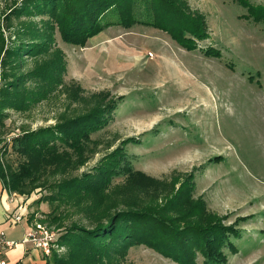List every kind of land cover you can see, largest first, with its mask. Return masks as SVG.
Here are the masks:
<instances>
[{
	"label": "rangeland",
	"instance_id": "obj_1",
	"mask_svg": "<svg viewBox=\"0 0 264 264\" xmlns=\"http://www.w3.org/2000/svg\"><path fill=\"white\" fill-rule=\"evenodd\" d=\"M183 1L202 17L208 34L195 51L140 25L111 26L85 47L69 45L48 15L20 14L24 0H0L5 180L28 163L14 153L15 138L117 103L107 124L90 134L81 165L74 157L62 161L59 171L54 164L45 167L24 195L0 177L10 198L28 203L27 219L7 225L5 211L16 205L0 200V234L8 238L10 230L20 241L27 223L38 224L52 234L51 253L61 256L66 248L58 240L72 223L131 210L176 228L233 227L238 236L230 238L233 248H224L219 264H264V26L243 19L246 11L237 0ZM207 47L221 57L205 56ZM107 164L117 174L99 192L62 195L64 183ZM55 211L59 220L51 225ZM116 261L177 264L143 245ZM196 261L205 262L199 254Z\"/></svg>",
	"mask_w": 264,
	"mask_h": 264
},
{
	"label": "trees",
	"instance_id": "obj_2",
	"mask_svg": "<svg viewBox=\"0 0 264 264\" xmlns=\"http://www.w3.org/2000/svg\"><path fill=\"white\" fill-rule=\"evenodd\" d=\"M237 2L246 11L241 16L243 19L264 26V0L261 4L250 0ZM34 12L37 16L50 17L62 42L81 48L89 39L111 26L156 28L168 34L186 51H195L197 43L208 38L202 17L190 13L183 0H24V5L17 10L20 14ZM203 53L207 57H221L220 51L212 47H207ZM116 107V101L106 102L102 108H94L85 116L53 128L25 132L15 138L14 153L28 163H22L9 180H5L0 170L4 185L22 195L29 194L36 187V181L45 167L54 164L59 171L57 166L62 161L74 157L81 165L86 160L83 157L88 150L90 134L107 124L106 117L112 118ZM3 109L0 100V122L6 116ZM112 165H104L95 174L85 175L83 179L66 181L62 195L67 196L69 191L99 192L116 173ZM122 169L128 171V166ZM87 219L86 224L75 222L64 229L58 245L66 248L65 253L59 256L52 251L50 256L43 257L46 264H117L119 256L138 245L150 248L177 264H197L198 254L205 260L204 264H219L225 260L224 248H233L230 238L238 236L235 228L218 223L204 228L192 224L176 228L171 221H162L154 214L131 210L111 216H89ZM58 220V212L55 211L50 215L49 223L55 225Z\"/></svg>",
	"mask_w": 264,
	"mask_h": 264
},
{
	"label": "crops",
	"instance_id": "obj_3",
	"mask_svg": "<svg viewBox=\"0 0 264 264\" xmlns=\"http://www.w3.org/2000/svg\"><path fill=\"white\" fill-rule=\"evenodd\" d=\"M0 200L6 201V202L12 201V204L14 203L16 206L18 204H21L22 202L19 197L10 198L8 194L6 193V191L3 190L1 183H0ZM25 206L26 207L28 206L27 202H25ZM6 209H8L7 203H6ZM14 210L15 208L12 211L11 210L5 211V214H4L5 224H7L6 220H8L7 218L9 217V215L15 212ZM19 224H16V225H19ZM7 225H3L4 226L3 229L6 230V227H8ZM27 227L28 229L30 228L28 223H27ZM7 235H8V238L5 236V239L7 241L14 242L15 245L11 250H5L2 253V256H3L2 260H4L5 264H46V261L44 260L41 253L38 250L34 249L30 243H26L24 241L26 237L24 233H22V235L20 236L21 238L20 241L19 240L15 241L16 239L13 237V234L10 232V230L7 232Z\"/></svg>",
	"mask_w": 264,
	"mask_h": 264
},
{
	"label": "built area",
	"instance_id": "obj_4",
	"mask_svg": "<svg viewBox=\"0 0 264 264\" xmlns=\"http://www.w3.org/2000/svg\"><path fill=\"white\" fill-rule=\"evenodd\" d=\"M148 57H151V54H149ZM14 211L15 212L10 214L7 218L10 221V224L16 225L24 219H27V207L25 206V202L18 204ZM24 241L26 243H30L32 247L38 250L43 257H48L51 253L52 234H49L43 226L38 224L30 226L29 232ZM14 245V242L7 241L4 235L2 233L0 234V256L5 250H11ZM0 264H5L4 260L1 258Z\"/></svg>",
	"mask_w": 264,
	"mask_h": 264
}]
</instances>
